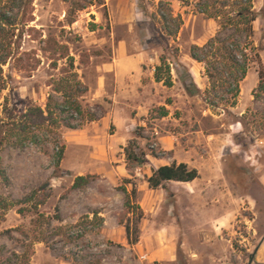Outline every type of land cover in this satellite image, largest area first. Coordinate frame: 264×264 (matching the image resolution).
I'll list each match as a JSON object with an SVG mask.
<instances>
[{
	"label": "rangeland",
	"instance_id": "rangeland-1",
	"mask_svg": "<svg viewBox=\"0 0 264 264\" xmlns=\"http://www.w3.org/2000/svg\"><path fill=\"white\" fill-rule=\"evenodd\" d=\"M216 1L211 14L239 10ZM198 5L0 0V264H257L264 87L252 65L231 106L224 79L210 81L206 65L191 58L193 46L219 31ZM252 5L251 42L264 67V0ZM128 56L136 77L123 91L108 69ZM157 67L171 86L155 81ZM132 140L149 155L134 169L124 157ZM173 162L199 178L148 190L151 165ZM132 185L145 215L134 247L119 225V187L130 193Z\"/></svg>",
	"mask_w": 264,
	"mask_h": 264
},
{
	"label": "trees",
	"instance_id": "trees-1",
	"mask_svg": "<svg viewBox=\"0 0 264 264\" xmlns=\"http://www.w3.org/2000/svg\"><path fill=\"white\" fill-rule=\"evenodd\" d=\"M213 5L220 4L214 0H199V13L205 15L209 19L219 21L218 33L208 40L203 47L193 46L191 48V58L197 63L206 65V75L210 81L224 79L221 84L223 93L229 98L226 101H231V106L236 105V99L240 94V83L245 80L249 69L252 65H257V75L259 88L264 87V67L259 56L258 50L253 46L251 38L253 36V23L256 21L257 15L253 10L252 0H225L223 5L227 7L230 2L232 6L238 7L232 15H222L218 9H214L215 13L211 14L210 2ZM170 18L173 19L172 13ZM180 20V17L178 18ZM165 62L164 59L161 60ZM3 65L0 62V66ZM155 81L163 82L165 86H171V79L163 80L161 77V67L155 69ZM84 93L87 89H83ZM69 103L58 105L64 107ZM75 112L81 115V106L77 102L71 103ZM51 115V111H48ZM167 115V111L162 109L161 116ZM89 121H94L90 119ZM80 127V126H79ZM79 127H68L69 129H77ZM63 147L57 155V162L63 159ZM147 153L142 151L137 140H132L124 148V157L127 165L134 169L142 167L146 164ZM199 178V173L196 169H190L184 163L173 162L170 165L162 166L151 171L150 177H146V183L150 190L164 189L165 184L169 183H192ZM91 176L78 177L75 180L74 187H79L83 183L88 184ZM125 185H131L130 181H124ZM119 191L125 195L124 212L119 220V225L124 228L125 238L130 247L136 246L140 241V224L144 220V212L137 204V189L132 185L130 193L126 189L119 187ZM32 195L30 197H33ZM20 215H24V209H18Z\"/></svg>",
	"mask_w": 264,
	"mask_h": 264
},
{
	"label": "crops",
	"instance_id": "crops-1",
	"mask_svg": "<svg viewBox=\"0 0 264 264\" xmlns=\"http://www.w3.org/2000/svg\"><path fill=\"white\" fill-rule=\"evenodd\" d=\"M105 1H107L109 3V1H113V0H105ZM134 64H135V61L132 59V57H129V56L128 57H122V58L114 59V64H113L112 68L108 69V70H113L114 77L118 82H120V84H121L120 89H123V91L128 90V88L131 87V85L128 81H130L132 83V81L136 77V75H134L133 70H132V67L134 66ZM147 159H149V156H147ZM166 165H170V164L158 165V166L151 165V169L149 170L147 177H150L151 171L153 169H157L159 167L166 166ZM192 183H173L172 182L169 184H177V185H185L186 186V185H191ZM145 184L147 186V189L150 190L146 182H145ZM150 191H154V190H150ZM137 194H138V191H137ZM256 254H257L256 255V263L257 264H264V244L257 251Z\"/></svg>",
	"mask_w": 264,
	"mask_h": 264
}]
</instances>
